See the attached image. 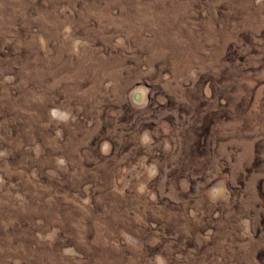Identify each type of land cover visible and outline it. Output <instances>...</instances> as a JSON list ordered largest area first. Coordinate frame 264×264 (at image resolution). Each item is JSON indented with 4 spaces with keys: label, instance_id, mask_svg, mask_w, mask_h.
Instances as JSON below:
<instances>
[{
    "label": "rangeland",
    "instance_id": "rangeland-1",
    "mask_svg": "<svg viewBox=\"0 0 264 264\" xmlns=\"http://www.w3.org/2000/svg\"><path fill=\"white\" fill-rule=\"evenodd\" d=\"M0 264H264V0H0Z\"/></svg>",
    "mask_w": 264,
    "mask_h": 264
}]
</instances>
